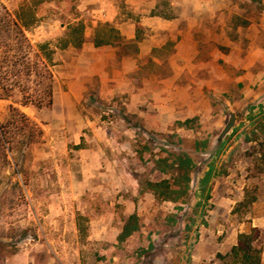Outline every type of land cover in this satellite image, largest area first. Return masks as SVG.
<instances>
[{
	"label": "rangeland",
	"instance_id": "374dc122",
	"mask_svg": "<svg viewBox=\"0 0 264 264\" xmlns=\"http://www.w3.org/2000/svg\"><path fill=\"white\" fill-rule=\"evenodd\" d=\"M107 1L125 17L139 16L138 5L146 15L181 11L172 5L180 0H2L35 16L28 35L52 50L55 77L51 107H20L44 132L26 157L23 190L0 197V226L31 235L6 264H235L232 247L254 228L264 264V60L245 67L248 18L260 22L264 5L221 0L227 39L206 43L210 70L196 72L211 84L186 89L184 77L168 94L172 41L149 52L150 33L137 26V40L95 46ZM80 21L86 43L62 48ZM215 48L230 63L215 60ZM13 103L0 100L1 123ZM132 214L138 229L121 241Z\"/></svg>",
	"mask_w": 264,
	"mask_h": 264
},
{
	"label": "trees",
	"instance_id": "16d2710c",
	"mask_svg": "<svg viewBox=\"0 0 264 264\" xmlns=\"http://www.w3.org/2000/svg\"><path fill=\"white\" fill-rule=\"evenodd\" d=\"M26 14L24 8L14 14L0 0V100L14 102L10 107L9 121L0 122V197L23 190L22 177L28 182L26 157L44 132L20 107L43 109L54 103L52 50L45 43L32 42L28 29L36 18L32 15L26 19ZM123 40L120 30L106 22L96 28L93 42L95 46H119ZM85 42V24L80 21L68 26L62 48H79ZM150 184L154 187L158 183ZM138 220L137 214L129 216L119 235L121 241L138 229ZM5 231L0 226V264H6L17 246L31 236L27 229L19 227H12L8 233ZM259 237L258 228L239 235L229 254L235 264H262V250L256 245Z\"/></svg>",
	"mask_w": 264,
	"mask_h": 264
},
{
	"label": "crops",
	"instance_id": "0c3cea01",
	"mask_svg": "<svg viewBox=\"0 0 264 264\" xmlns=\"http://www.w3.org/2000/svg\"><path fill=\"white\" fill-rule=\"evenodd\" d=\"M257 1L264 5V0ZM173 4L181 6V11L178 15L165 16L161 12L146 15L141 12V5H138L137 7L132 6V9L134 12H138L139 16L130 15L125 17L118 11L114 2L107 1L98 7L99 15L97 16L98 20H96V23L105 21L114 24L120 30L121 35L127 39L136 38L137 26L146 27L151 37L149 52L154 47L158 48L168 41H172L174 50L169 61L172 74H170L171 76L168 80L163 81L164 91L168 92V94H172V87L178 86V81L180 79L184 80V77L189 79L186 84H183L186 85V89L192 87V84H211L210 80L206 78L207 76L197 75L196 73L199 70H205L206 73L210 70L209 61L203 58L205 45L206 43L211 44V41L217 43L218 37L227 39L226 34H224L226 33L224 26L222 25L224 18H222V13H220L221 0H180L179 3L175 2ZM104 10H106L105 13ZM248 19L249 24L246 28V36L250 39V50L247 63L245 64L246 68L258 60L259 57H256L257 55L260 56L261 63L264 60V46L256 42L259 34H263L264 13L261 14L260 22L254 21L252 18ZM218 30L221 31L220 34ZM234 45L236 47L233 41L228 40L227 46L232 47ZM140 48L141 52H143L144 48ZM234 52L235 50H230V55ZM211 54L216 56L215 60L223 57L230 63L232 59V55L222 54L218 48H215ZM215 62L217 63L213 59V63ZM124 65L122 68L125 72ZM165 86L167 87L165 88Z\"/></svg>",
	"mask_w": 264,
	"mask_h": 264
},
{
	"label": "water",
	"instance_id": "95a60500",
	"mask_svg": "<svg viewBox=\"0 0 264 264\" xmlns=\"http://www.w3.org/2000/svg\"><path fill=\"white\" fill-rule=\"evenodd\" d=\"M235 120H236V115L235 113H232L231 119L229 120V122L227 123L226 127L224 128V130L222 131L220 135V139H222L230 131V129L233 127L235 123Z\"/></svg>",
	"mask_w": 264,
	"mask_h": 264
}]
</instances>
